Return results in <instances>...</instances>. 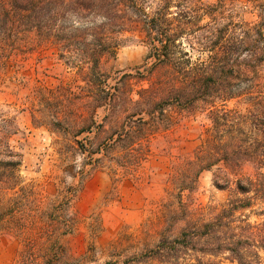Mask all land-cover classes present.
<instances>
[{
    "label": "trees",
    "instance_id": "obj_1",
    "mask_svg": "<svg viewBox=\"0 0 264 264\" xmlns=\"http://www.w3.org/2000/svg\"><path fill=\"white\" fill-rule=\"evenodd\" d=\"M130 40L147 47L143 63L111 84L102 61ZM42 46L82 84L40 94L32 123L71 137L84 164L136 172L181 114L207 120L191 154L174 159L160 213L129 236L123 260L104 264H264V219L244 214L264 216V0H0V66ZM94 130L106 136L76 139ZM20 132L0 104V228L22 238L20 264H71L57 244L68 203L44 205L23 184ZM204 171L229 191L218 206L183 199Z\"/></svg>",
    "mask_w": 264,
    "mask_h": 264
},
{
    "label": "rangeland",
    "instance_id": "obj_2",
    "mask_svg": "<svg viewBox=\"0 0 264 264\" xmlns=\"http://www.w3.org/2000/svg\"><path fill=\"white\" fill-rule=\"evenodd\" d=\"M146 53L147 47L138 40L122 44L113 57L102 61L108 82L112 84L121 74L134 72ZM262 75L264 78V65ZM62 84L76 90L82 83L58 59L52 46L18 54L0 66V104L9 105L21 130L13 137L12 145L22 154V182L34 190L44 205L68 203L65 213L71 228L57 238L61 261L104 264L123 260L132 250L129 236L138 235L142 226L155 218L170 199L166 181L172 163L176 157L190 155L200 143L207 123L205 114H181L174 126L151 140V153L137 171L124 173L105 164H84L85 157L71 137L53 132L42 123H32L33 109L41 103L38 96ZM102 116L103 110L98 109V122ZM95 132L80 134L76 139L97 142L106 136ZM245 173L251 174L253 169L246 166ZM186 194L183 196L186 202L218 206L226 201L229 191L216 188L212 171H204L198 177L195 191L190 196ZM244 214L251 222L264 219L249 210ZM22 247V238L0 228V264H20Z\"/></svg>",
    "mask_w": 264,
    "mask_h": 264
}]
</instances>
